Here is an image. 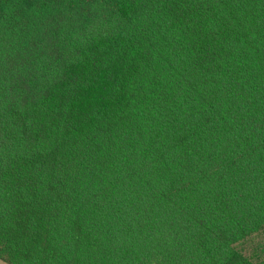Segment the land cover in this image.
Returning a JSON list of instances; mask_svg holds the SVG:
<instances>
[{"label":"trees","instance_id":"1","mask_svg":"<svg viewBox=\"0 0 264 264\" xmlns=\"http://www.w3.org/2000/svg\"><path fill=\"white\" fill-rule=\"evenodd\" d=\"M0 258L264 264V0H0Z\"/></svg>","mask_w":264,"mask_h":264},{"label":"rangeland","instance_id":"2","mask_svg":"<svg viewBox=\"0 0 264 264\" xmlns=\"http://www.w3.org/2000/svg\"><path fill=\"white\" fill-rule=\"evenodd\" d=\"M259 238H256V240L255 241H253V243H251V241L250 242H247V243H243V246L245 247V249H246V251L248 252V253H252V246L253 245H255L256 243H257V240H258ZM0 264H9L8 262H6L5 260H3L2 258H0Z\"/></svg>","mask_w":264,"mask_h":264}]
</instances>
